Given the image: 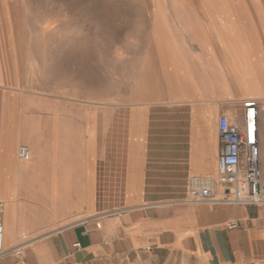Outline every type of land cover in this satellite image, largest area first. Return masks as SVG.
<instances>
[{
	"label": "crops",
	"instance_id": "obj_1",
	"mask_svg": "<svg viewBox=\"0 0 264 264\" xmlns=\"http://www.w3.org/2000/svg\"><path fill=\"white\" fill-rule=\"evenodd\" d=\"M16 1L0 0V20ZM193 2L186 19L197 21L178 25L189 43L166 28L165 50L179 51L178 63L154 74L150 55L135 61L115 44L114 81L129 62L133 90L70 97L69 124H59L40 79L28 80L36 55L2 41L0 27V217L5 247L21 249L1 264H264V204L189 196L216 181L220 116L242 119L245 100H264V0ZM160 74L190 85L164 92L154 86ZM258 138L264 181V107ZM212 190L221 198L215 182Z\"/></svg>",
	"mask_w": 264,
	"mask_h": 264
},
{
	"label": "rangeland",
	"instance_id": "obj_2",
	"mask_svg": "<svg viewBox=\"0 0 264 264\" xmlns=\"http://www.w3.org/2000/svg\"><path fill=\"white\" fill-rule=\"evenodd\" d=\"M6 6L8 11L0 20L5 32L2 41L25 43L27 57L36 55V60L26 62V75L30 82L40 79L47 103L50 97L55 98L59 124H69V107L74 105L70 97L85 93L108 96L119 90L125 95L133 90L139 76L135 73L129 77V62L118 67L122 81H114L115 44L125 49L123 53H132L135 61L144 59L146 53L150 55L156 74L160 64L178 63L179 51L165 50L167 26H175L170 40L179 44L187 41L179 33V22L197 21L186 19L194 10L193 0H20ZM129 38L137 45L130 47ZM217 55L221 56V52L217 51ZM188 85L171 81L163 74L154 82L155 87L168 93ZM259 101L263 108L264 100ZM227 116L232 121L242 120L236 111Z\"/></svg>",
	"mask_w": 264,
	"mask_h": 264
},
{
	"label": "built area",
	"instance_id": "obj_3",
	"mask_svg": "<svg viewBox=\"0 0 264 264\" xmlns=\"http://www.w3.org/2000/svg\"><path fill=\"white\" fill-rule=\"evenodd\" d=\"M241 122L232 121L229 116L221 115L218 122L220 149L218 154V173L216 184L221 190V198H215L213 180L202 187L190 190L191 201L208 202L224 201L236 204H264V181L260 165V146L258 138V113L260 103L249 98L243 102ZM21 160H29L31 151L27 145L18 150ZM237 221L230 222L229 228L239 227ZM100 227V222L97 223ZM23 238L26 240L27 236ZM25 241L24 244H27ZM76 250L81 249L79 243L73 244ZM13 250L21 254L20 247L7 249L4 243V225L0 217V264L4 255Z\"/></svg>",
	"mask_w": 264,
	"mask_h": 264
},
{
	"label": "bare ground",
	"instance_id": "obj_4",
	"mask_svg": "<svg viewBox=\"0 0 264 264\" xmlns=\"http://www.w3.org/2000/svg\"><path fill=\"white\" fill-rule=\"evenodd\" d=\"M218 173V172H217Z\"/></svg>",
	"mask_w": 264,
	"mask_h": 264
}]
</instances>
